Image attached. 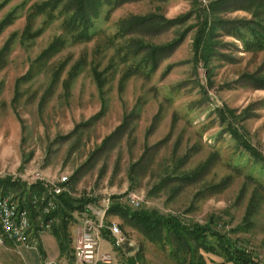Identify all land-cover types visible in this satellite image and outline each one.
<instances>
[{
	"label": "rangeland",
	"instance_id": "obj_1",
	"mask_svg": "<svg viewBox=\"0 0 264 264\" xmlns=\"http://www.w3.org/2000/svg\"><path fill=\"white\" fill-rule=\"evenodd\" d=\"M43 1L0 0V25L5 19L12 22L0 31V50L11 40L0 71V179L29 186L37 183L38 174L47 185L67 176L74 181L65 191L74 198H94L90 204L100 207L114 196L124 197L134 212L156 211L189 225H206L224 245L244 249L264 264V171L221 125L217 112L231 109L237 118L244 116L235 125L264 155V90L245 82L252 75L264 77V52H244L240 41L219 31L217 43L238 45L217 46L231 60L213 59L208 71L203 64L196 68L195 13L208 8L210 0L141 1L125 4L109 16L105 8L90 42L69 41L41 65L35 61L63 34L61 18L45 27L47 18L38 16L32 35L23 37L33 6ZM191 11L194 15L185 24L146 39L165 44L185 31L180 46L154 74L133 76L120 90L128 64L120 62L116 51L125 41L118 40L119 21L156 12L176 19ZM217 16L225 21L250 18L244 12ZM81 60L80 74L67 84L71 69ZM95 67L105 80L103 93L93 74ZM142 159L147 168L139 167L131 176V166ZM208 160L211 170L195 183L170 179L174 168L180 176ZM165 179L169 181L164 187L160 183ZM223 182L225 187H220ZM130 196L137 198L136 205L129 202ZM88 205L74 214L70 225L75 241ZM108 221L119 225L127 241L137 243L140 262H190V257L183 259L177 252L174 256L166 232L161 241L151 243L125 219L108 214ZM208 237L209 246H217L216 238ZM73 238L70 234L67 242L71 257ZM200 255L203 264H235L203 250Z\"/></svg>",
	"mask_w": 264,
	"mask_h": 264
},
{
	"label": "trees",
	"instance_id": "obj_2",
	"mask_svg": "<svg viewBox=\"0 0 264 264\" xmlns=\"http://www.w3.org/2000/svg\"><path fill=\"white\" fill-rule=\"evenodd\" d=\"M141 1H150L153 3H166L168 0H45L39 4H35L32 13L27 18V26L23 37L28 38L32 35L33 24L38 16L47 18L45 27L54 19H62L63 34L56 37L53 42L40 54L36 63L44 65L51 58L57 55L67 44L72 42L86 43L94 38V27L101 19L105 8H107L106 16L117 8L130 3H138ZM199 3V0H196ZM205 9V8H204ZM203 9V10H204ZM200 13H195L198 18L197 31L194 39V65L196 68L203 64L208 71V65L213 59L231 60L225 53H221L218 48L220 43L215 41L218 32H224L226 35L235 38L243 45L244 52L260 53L264 52V0H210L209 7ZM244 12L250 15V18H241L236 20H222L217 15L221 13ZM194 15V11L176 19H167L160 13H148L145 15H130L123 18L118 23V40H125L116 51L121 56V61L128 64L127 69L120 80V90L126 85V82L133 76L149 77L159 67V64L167 59L182 43L185 31L180 37L165 43L155 44L147 41L148 38L158 37L171 28L181 26L188 22ZM9 19H5L0 25V31L11 25ZM193 28V27H192ZM44 27L41 28V34ZM1 34V33H0ZM11 46V40H8L0 50V71L5 64L2 63V56L8 53ZM220 46H235L232 44H220ZM218 48V49H217ZM82 61V60H81ZM202 66V65H201ZM84 63L78 62L70 71L66 83H71L80 74ZM98 89L104 92L105 80L102 73L95 67L93 70ZM246 84L252 85L257 89L264 90V77L252 75ZM218 118L222 126L228 131L231 137L236 141L238 146L256 162L262 171H264V155L261 154L242 133L241 129L236 126V122L243 117L237 118L236 111L231 109L219 108L217 110ZM133 114V113H132ZM129 117H127L128 119ZM111 139V138H110ZM142 160L134 164L130 168L131 176L140 168H147L148 164L142 165ZM212 161L208 160L194 171L184 173L180 176L175 175L178 167L174 168V175L170 177L173 182L178 181L180 184L195 183L198 179L205 177L211 170ZM69 181L67 185H71ZM165 179L161 185L167 186ZM226 182L220 184L225 187ZM218 186V187H219ZM179 189V188H178ZM177 189V190H178ZM22 193L19 194V191ZM47 192L42 182L33 185H25L19 181L10 178L0 179V194H15L19 196L28 205L30 198L35 195H42ZM153 191L149 192V196ZM124 197H113L111 199V207L108 211L110 216H117L125 219L128 224L139 230L144 237L151 243L161 241L163 234L166 232L171 238V243L176 252L184 259L190 257L188 264H203V258L200 250L221 256L225 262H233L235 264H259L252 255L240 249L239 247L230 248V244L224 245L220 235L215 233L206 225H189L181 221L175 216H164L156 211L134 212L132 208L124 201ZM96 202L94 198H74L71 193L64 191L58 196V207L53 213V217L57 222L53 225L51 232L56 236L61 249L67 248V242L70 237V225L74 221V214L85 211L87 204ZM34 216L35 212L33 211ZM249 214V213H248ZM248 215L246 216V218ZM211 238H216L217 246L210 245L207 242ZM223 243V244H222ZM222 247V248H221ZM41 251V247L38 246ZM140 257V255H139Z\"/></svg>",
	"mask_w": 264,
	"mask_h": 264
},
{
	"label": "built area",
	"instance_id": "obj_3",
	"mask_svg": "<svg viewBox=\"0 0 264 264\" xmlns=\"http://www.w3.org/2000/svg\"><path fill=\"white\" fill-rule=\"evenodd\" d=\"M37 182H43L37 175ZM69 177H60L56 183L44 184L47 192L35 194L28 205L15 194H0V246L8 243L16 247L38 248L41 232L51 231L57 222L53 213L58 207V196L65 191ZM131 204L138 203L135 196L129 197ZM111 200L107 199L100 206L88 205L86 216L81 223L74 247L73 264H95L109 262L110 254H100V239L104 232L113 238L114 246L121 248L127 241L118 224L108 221ZM35 212V216L34 213Z\"/></svg>",
	"mask_w": 264,
	"mask_h": 264
},
{
	"label": "crops",
	"instance_id": "obj_4",
	"mask_svg": "<svg viewBox=\"0 0 264 264\" xmlns=\"http://www.w3.org/2000/svg\"><path fill=\"white\" fill-rule=\"evenodd\" d=\"M76 224V223H75ZM74 224V225H75ZM73 226L69 229L71 237H74ZM75 242V239L73 238ZM108 242V243H107ZM113 238L108 232H104L100 239V254H110L112 260L109 262L99 261L95 264H152L150 262H140L139 247L134 240H128L121 247L114 246ZM41 247V255L37 256L39 248L16 247L10 243L0 246V264H73L74 257L68 253V249L62 250L58 239L51 231H44L38 237ZM109 244V245H108ZM75 246V244H74ZM37 252L36 255L35 251ZM74 256V253H70ZM134 257L137 260L134 263Z\"/></svg>",
	"mask_w": 264,
	"mask_h": 264
}]
</instances>
